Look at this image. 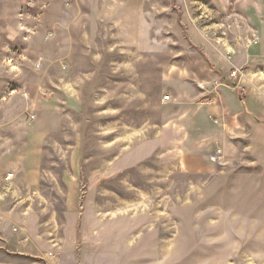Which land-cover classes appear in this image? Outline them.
Segmentation results:
<instances>
[{
  "label": "rangeland",
  "instance_id": "1",
  "mask_svg": "<svg viewBox=\"0 0 264 264\" xmlns=\"http://www.w3.org/2000/svg\"><path fill=\"white\" fill-rule=\"evenodd\" d=\"M101 1L0 0V224L8 226L0 264H53L66 230L84 223L68 221L72 212L92 228L90 214L102 219L95 238L68 233L96 264H264V173L237 143L216 165L208 142L180 140L188 131L162 101L183 82L176 45L154 43L156 33L143 61L117 45V13ZM81 41L98 58L80 56ZM36 136L39 185L30 192L15 168L29 163ZM32 232L35 254L18 252Z\"/></svg>",
  "mask_w": 264,
  "mask_h": 264
},
{
  "label": "crops",
  "instance_id": "2",
  "mask_svg": "<svg viewBox=\"0 0 264 264\" xmlns=\"http://www.w3.org/2000/svg\"><path fill=\"white\" fill-rule=\"evenodd\" d=\"M111 3L112 13H117L111 19L112 36L116 38L117 45H124L130 48L132 53L141 54L143 61L148 59L147 56L151 53L152 36L156 37V33L158 38L154 43L164 46L176 45L173 60L178 62L177 70L183 82L172 90V95H169L170 102L167 103L177 111L176 119H179L186 127V132L188 131L187 137H182L180 140L206 141L207 151L212 153L216 147H220L223 149L224 157L230 155L231 147L237 143L241 146L238 149L239 156L250 158L249 163H252L256 170L259 169L258 172L260 171L262 175L264 173L263 2L261 0H111ZM122 10L127 11L126 15L120 12ZM100 18L104 19L102 16ZM212 33L215 36L211 35ZM253 40H256L255 44L252 43ZM67 42L68 40L65 42L64 55L71 60L74 47ZM81 45H83L82 41L79 46L80 56L87 62L98 58V50L94 52L89 42L84 44L85 48ZM19 58L14 57L15 60ZM231 70H241L238 84L240 88H244L243 92L227 86L229 84L227 77ZM91 73L82 71L80 74L88 77L92 75ZM199 85L203 86V90L198 89ZM206 98L210 99L212 104L205 105ZM42 140L39 136L33 139V147L27 150L25 156L29 158V163L16 164L15 168V176L21 173L24 175L26 180L24 188L30 192L39 185L36 176L40 169L42 149L39 143ZM186 169L194 173H203L209 168L198 169L188 166ZM227 171L233 170L227 168ZM262 185V181H256L253 187L261 188ZM5 197L6 195H0L1 205ZM26 197L12 195L11 199L14 202L20 199L23 201ZM1 210L0 219H4L1 217L4 214ZM72 213L68 214V221L84 223L80 224L81 229L66 230L67 237L60 239V243L57 244L58 249L52 250L51 262L96 264L97 255L88 259L86 250H79L80 248L76 246L77 241L68 233L76 231L83 233V237L95 238L99 232L98 228L102 227V219L97 218L96 214H90L89 217L91 215L94 217L92 228L91 218L85 220L84 216L75 217L71 215ZM7 227L6 222L0 224V239H3L1 234ZM34 232L29 234L33 240L28 234H23L27 240L30 239L31 245L28 247L26 244H16L18 252L29 254L30 251V254H35L40 234ZM93 248L95 250L92 252H101L100 246L96 243Z\"/></svg>",
  "mask_w": 264,
  "mask_h": 264
},
{
  "label": "built area",
  "instance_id": "3",
  "mask_svg": "<svg viewBox=\"0 0 264 264\" xmlns=\"http://www.w3.org/2000/svg\"><path fill=\"white\" fill-rule=\"evenodd\" d=\"M211 35L215 36L214 33H212ZM252 43H256V40H253ZM239 75L240 73L238 72V70H231L230 73L228 74L227 77V81H228V87L231 89H239L241 92L244 91V89L239 87L238 81H239ZM198 89L203 90V86L199 85ZM171 97L169 95L164 96L163 97V103H167L170 102ZM204 104L205 105H209L212 104V101L210 99H204ZM216 123V121H215ZM209 161L213 164L216 165H222L224 163V153L222 148L220 147H216L213 152L209 155ZM11 177H13L12 174H9V176H7L6 180H9Z\"/></svg>",
  "mask_w": 264,
  "mask_h": 264
}]
</instances>
